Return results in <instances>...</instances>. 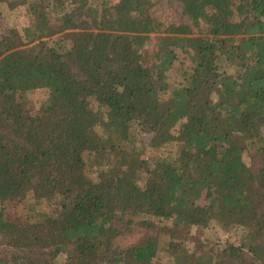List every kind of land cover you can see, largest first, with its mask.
Segmentation results:
<instances>
[{
  "label": "trees",
  "instance_id": "1",
  "mask_svg": "<svg viewBox=\"0 0 264 264\" xmlns=\"http://www.w3.org/2000/svg\"><path fill=\"white\" fill-rule=\"evenodd\" d=\"M179 1L0 0L30 17L0 33V202L54 207L0 209V264H264V0Z\"/></svg>",
  "mask_w": 264,
  "mask_h": 264
},
{
  "label": "rangeland",
  "instance_id": "2",
  "mask_svg": "<svg viewBox=\"0 0 264 264\" xmlns=\"http://www.w3.org/2000/svg\"><path fill=\"white\" fill-rule=\"evenodd\" d=\"M115 1V0H114ZM152 11L155 15L160 17L163 22L174 21L182 22L187 19L185 16L182 5L179 0H154L152 4ZM29 14L26 12L24 7L13 10L5 2L0 3V33L17 26L20 32H23L22 27L28 23ZM159 40V34H153L150 42V48H157ZM49 96V90L47 88H35L25 92L23 96H20L19 101L22 103L26 110L36 113L40 110L43 102L47 100ZM143 132L140 135L142 146V157L147 158L148 161L153 164L156 158L169 153L167 148L154 149L151 146V141L154 132L142 128ZM247 162H252L251 156L248 154L244 155ZM92 171L91 168H89ZM0 209L3 210L4 214L10 218L18 219L19 221H25L27 217L33 219H41L45 217L44 213H52L53 205L49 200L38 199L33 195H29L25 199H14L11 201L0 202ZM211 235V237L209 236ZM236 237L238 234L232 229H224L218 225H213L206 229L205 236L213 239H223L227 236ZM65 262L64 257H60V262Z\"/></svg>",
  "mask_w": 264,
  "mask_h": 264
}]
</instances>
